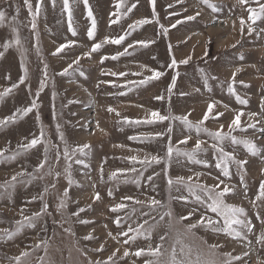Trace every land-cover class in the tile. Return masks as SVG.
Listing matches in <instances>:
<instances>
[{
    "label": "rangeland",
    "instance_id": "obj_1",
    "mask_svg": "<svg viewBox=\"0 0 264 264\" xmlns=\"http://www.w3.org/2000/svg\"><path fill=\"white\" fill-rule=\"evenodd\" d=\"M38 2L41 11L33 29V17L25 0H0V11L6 13L5 24L0 26V53H3L0 57V93L18 85L0 99V120L16 116L15 122L0 127V151L4 152V157L0 158V185H14L8 186L7 190L0 188V237H3L0 238V264H17L16 257H21V264H89L90 261L92 264L96 261L145 264L152 257H136L132 253L163 243L161 251L166 256L175 246L179 257L181 244H177V240L185 246V251L192 248L190 258L193 260L199 254L202 260L222 262L230 253L233 258L242 257L233 259V264H264V244L258 243L264 233V200H256L264 182V15L255 23L248 19L249 9L260 14L264 0L259 3L247 0L245 4L238 0H209L215 5V11L201 0H155V16L150 0H123V3L121 0H87L88 7L84 0H69L70 17L64 10L63 0L54 3L53 0H30L33 12ZM118 3H121L119 9L116 7ZM133 4L136 7L128 12ZM89 8L96 21L95 37L91 40L87 35L92 27ZM113 13L120 16L114 24L111 21L117 20V16ZM189 16H195V19L189 20ZM13 17H16L15 21ZM241 18L245 21L243 32ZM140 19L152 22L134 30L129 28ZM249 25L254 29L251 34ZM13 27L18 30L20 44L12 43L5 49V43L15 40ZM125 33L128 34L120 44L105 43L90 58L85 56L94 43H100L106 37L116 39ZM141 41L154 43L143 47L138 43ZM65 44L71 46L54 54ZM125 48L129 54L111 59ZM105 56L109 59L101 63ZM188 57L191 59L187 64L179 63ZM78 58L79 64H75ZM173 58L177 61L174 68L169 67ZM25 67L27 78L21 84ZM65 69H68L67 74L61 75ZM148 69L164 75L140 84L141 80L152 75ZM237 69L240 71L236 72ZM113 72L126 75L112 76L110 73ZM233 73H236L235 83ZM174 77L175 86L169 95L168 88ZM230 86L234 87L235 95L229 92ZM157 96L164 99L157 100ZM237 96L247 103L240 104ZM33 101L37 107L21 116L18 110L31 107ZM210 103L214 104L213 111L209 113V119L199 125ZM109 107L120 115L109 113ZM153 111L176 117L187 115L194 126L188 128L180 120L123 123L124 118L133 121L151 118ZM217 113L223 115L217 116ZM239 113H243L240 128L245 130H233L231 136L251 140L257 147L255 156L242 143L233 144L230 138L220 143L208 134L221 130L228 134L229 125ZM97 122L105 132L100 140L96 137ZM250 124L255 128L248 127ZM57 125L67 141L70 153L67 160ZM169 126L173 129L171 144L181 153L193 151L196 142H202L197 159L206 161V165L175 153L170 165L166 162ZM41 127L44 130L43 143L25 150L24 145L40 137ZM205 128L208 132L204 131ZM157 132L165 135L149 140L129 139ZM185 138H189L188 143H180ZM45 144L50 147L47 163L43 169L37 170L44 161ZM83 144L90 145L87 154L72 156V150ZM214 144L223 147L234 160L247 163L241 168L233 160H228L229 174L225 176L224 165L216 167L220 154L212 147ZM52 145L57 147L52 148ZM145 154L165 160L147 170L136 164L138 173H128L127 177L121 175L114 181L108 179L111 172L133 166L128 157L143 159ZM77 159L83 163H76ZM69 173L71 184L68 182ZM13 176H17L16 181H12ZM178 177H184V184L173 183L169 187L168 179L175 181ZM188 184L194 187V194L189 193ZM197 184L216 191L226 186L232 189L225 196V203L245 209L251 231L240 229L242 236L238 238L212 231L213 227H222L223 220L210 210L211 201L203 190L195 188ZM65 190L68 191L67 197L63 196ZM97 192L100 200H95ZM128 196L145 203L133 204L124 199ZM197 196L203 203L196 199ZM149 198L159 200L161 206L149 208ZM62 199L67 204L63 209L59 208ZM119 203L127 207L119 212L111 211ZM45 204L47 210L42 211ZM81 208L85 210L79 212ZM168 211L172 212L171 218L165 215ZM77 212L79 216L73 215ZM189 213H192L189 220L179 219ZM117 218L120 219L119 226L115 223ZM201 218L205 224L209 220L214 223L189 233L187 226ZM80 220L89 223L82 224ZM140 225H143L141 235L129 231V227L136 229ZM4 230L12 233L10 239ZM125 231L129 232L127 237L121 234ZM148 231L151 239L145 238ZM89 234L94 238L85 240ZM161 235L166 237L163 242L159 239ZM132 236H136L135 241L130 239ZM125 239L129 240L128 244L123 243ZM211 244L218 247L212 250L208 247ZM101 245L104 250L96 251ZM125 249L129 251L127 257L123 255ZM23 252L29 255L24 257ZM109 256H112L111 261Z\"/></svg>",
    "mask_w": 264,
    "mask_h": 264
},
{
    "label": "snow or ice",
    "instance_id": "obj_2",
    "mask_svg": "<svg viewBox=\"0 0 264 264\" xmlns=\"http://www.w3.org/2000/svg\"><path fill=\"white\" fill-rule=\"evenodd\" d=\"M54 2H55V0H53V3ZM150 2L153 4V16H155L156 15L155 8H154L155 0H150ZM201 2L206 4V5H208L209 7H211L213 9V11L216 10L215 5L210 4L209 0H201ZM238 2L240 4H245V3H247V0H238ZM256 2L259 3V0H256ZM121 3H123V0H121ZM121 3H118L116 5L117 9H119L121 7ZM25 4H26V6L29 9V14L32 15V17H33L32 28L35 29L36 28V24H35L34 21H35L36 17L39 15V13L41 11V3L38 2L36 4V8H35L34 12L32 11V5L30 3V0H25ZM84 4H85L86 7H88L87 0H84ZM63 6H64V10L69 13V17H70L71 16V10H70V6H69V0H63ZM135 7H136V5L133 4L131 6V8L128 9V12H130L132 10V8H135ZM18 12H19V10L17 9V14H18ZM249 12L251 14L249 15L248 19L251 20L252 23H255L256 20L259 19L261 15H264V4L260 5V14H257L255 9H249ZM113 15L117 16V20L111 21V23L114 24V23L118 22V20L120 19V16H119L118 13H113ZM197 15H199V13H197ZM88 16L92 20V27L87 32L88 38L91 40V39H94V37H95L96 21H95V18L92 16V11H91L90 8H89V11H88ZM12 19L15 21L16 17H13ZM188 19L189 20H193V19H195V16H189ZM5 21H6V13L4 11H0V26H3L5 24ZM151 22L152 21L147 20V19H140V20L135 21L134 24L129 25V28L134 30L138 26H141V25H144V24H147V23H151ZM240 23H241V31L243 32V28H244V25H245V21H244L243 18H241ZM172 26L175 27V24L172 25ZM161 27L163 28V26H161ZM166 31L167 30H165V34H166ZM253 31H254V29L251 27V25H249L248 26L249 34H251ZM12 32L15 34V40L13 42L5 43L3 45V47L5 49L11 47L12 43H14L15 45H19L20 44L18 30L15 27H13L12 28ZM127 34L128 33H125V35H122L119 38L111 39V40H109L106 37L102 42L94 43L92 45L90 51L85 53V56L90 58L92 53L97 52L103 46V44H105V43H112V44H117V45L120 44L123 40H125ZM73 35H76L74 30H73ZM138 43H140L141 46H143V47H148L149 44L150 43H154V41H141V42H138ZM70 46L71 45H69V44L61 45L60 48L57 49V52L54 53V54L60 53L65 48L70 47ZM129 47H133V45H129ZM170 50H171V46H170ZM37 52H39L38 48H37ZM125 54H129L127 48H125L124 52L118 53L116 56H112L111 59H113V60L118 59L119 56H122V55H125ZM2 56H3V53H0V57H2ZM106 59H109V57H107V56L102 57L101 63H103V61L106 60ZM190 59H191V57H188L187 59L182 60L179 63L187 64L188 60H190ZM74 63L75 64H79V58L76 59L74 61ZM176 66H177V61L175 60V58H173L171 64L169 65V67H173L174 68ZM71 67H72V65H69V68H71ZM141 67H144V66H141ZM23 70H24V76L20 79V83L21 84H23L25 82L26 78H27V68L25 67ZM148 71H151L152 75L147 77L145 80H141L139 82L140 84H145L148 81L153 80V79H159L162 75H164L163 72L154 71L152 69H148ZM239 71H240V69L236 70V72H239ZM67 72H68V69H65L64 72L61 73V75H66ZM110 74L112 76H116V75L124 76V75H126V73L117 74L115 72L110 73ZM81 75H83V73H81ZM133 75H140V73H133ZM235 75H236V73H233V83H235ZM174 86H175V77L172 80V85L168 88L169 95H171ZM15 87H18V85L14 84L12 86V88L5 89L4 92L0 93V99H3V97L8 95ZM43 87H44V84L42 82L41 83V88H43ZM229 92L232 93L233 95H235L234 87L230 86L229 87ZM123 94L124 93H121V95H123ZM156 99L157 100H163L164 97L163 96H157ZM237 100H238V102L240 104H246L247 103L246 100L240 99L239 96H237ZM36 107H37V104H36L35 101H33L31 107L25 108L22 111L18 110V112H21V116L27 115L29 112H31ZM213 108H214V104L210 103L208 105L207 112L205 113L203 119L199 122V125H203L204 122L209 119V113H212ZM107 111L109 113L116 112V110L113 109L112 107H109L107 109ZM116 115L119 116L120 113L116 112ZM189 115H190V113H189ZM216 115L217 116H222L223 113H217ZM242 115H243V113H239L232 120L231 124L229 125V133L228 134H224L222 132V130L214 132V133L209 132L208 134L210 136H212L213 139L219 141L220 143H223V141L226 138H230L231 142L233 144L242 143V144L245 145V147L247 148L248 152L251 155L255 156L257 154V147L251 140H238L235 136H231V131H233V130H236V129H239L241 131L245 130V129L240 128V118H241ZM15 119H16V116L14 115V116L8 117V118H6L4 120H0V127L7 125L9 122H15ZM37 119H39V117H37ZM169 120H180L188 128H192L194 126L192 124V122L189 121L187 115L181 116V117H176V116H172L171 114H169V115H161L157 111L151 112V118H147V119H144V120H135V121L129 120L127 118H124L123 123H127V124H142V123L143 124H152V123H163V122L169 121ZM248 127L255 128V125L254 124H250V125H248ZM97 128L99 129V122H97ZM222 128H223V126L221 125V129ZM99 130L103 131V129H99ZM172 130L173 129H172L171 126H169L167 128V133L169 134V143H168L167 151H166V162L170 165L172 157H173V154L175 153V155H177V156L183 155V156L187 157L190 161H193L194 163L205 164L206 165L207 164L206 161L197 159V152H198V150L201 149V143L202 142L198 140L196 142L195 149L193 151L181 153L179 151V149L174 148L172 146V144H171L170 134H171ZM197 131H200V127L199 126H197ZM204 131L208 132V129L205 128ZM57 133L59 134L60 141L65 145L64 151H63V155H64L65 160H67L69 155H70V153H69V150H68V147H67V141L65 140L64 134L61 131L59 125H57ZM164 135H165L164 132H157L155 134L146 135V136H144L142 138L141 137H129V139H131V140H139V139L149 140V139H155V138H163ZM43 136H44V130H43V127H41L40 137L39 138H33L27 145H24L23 147L25 148V150H30V149L36 147L37 145L43 143ZM188 139L189 138H185L184 140H181L180 143L187 144L188 143ZM51 147L55 148L57 146L56 145H52ZM116 147H123V146L122 145H116ZM212 147L215 149L216 152H218L220 154V162H218L216 164V167L220 168L221 164H223L224 166H223L222 170H223V174L225 176H227L229 174L228 173V166H227L228 160H233V162L236 163L241 168H243L244 164L247 163V161L234 160V158L232 156H230L229 153L224 151L223 147H218L215 144ZM89 148H90L89 144H83L82 146L74 148L72 150L71 155L75 156L77 153H79L80 155H86L87 154L86 153V149H89ZM49 151H50V147L47 144H45V147H44V161L39 164V168L37 170L43 169L45 167V164L47 163ZM56 156H57V160H59V157H60L59 150H57ZM3 157H4V152L0 151V158H3ZM11 158H14V157H11ZM127 159L132 162L133 166L130 169H127V170H116V171L111 172L109 177H108L109 180H113L114 181L121 175H124L125 177H127L128 173H138V169L135 167L136 164H140L142 166L143 170H147L153 164H161L162 161L165 160V158H161V157H159L157 155H149V154H145L143 159H138L137 156H131V157H128ZM76 163L82 164L83 161L77 159ZM69 168H70V165L68 166V168L65 169V171L68 172ZM100 172H101V179H103V168L102 167L100 169ZM51 174L52 173L49 172V175H51ZM18 175H24V173H18ZM56 175L58 176L59 173H57ZM139 175L142 176L143 172L140 171ZM197 176H199V173H197ZM148 179H149V181H151L152 177L150 176V177H148ZM16 180H17V176H13L12 177V181H16ZM68 182H69V184L72 183L71 178H70V173H69ZM125 182H127V180H125ZM134 182L139 184V180L138 179L134 178ZM184 182H185L184 177H178V178H176L175 181H173L172 178L168 179L169 187H171L173 185V183H175L177 185H182V184H184ZM8 186H14V185H0V188H4L5 190H7ZM187 187H188L189 193L190 194H194V192H195L194 187L191 184H188ZM216 187H219V186L217 185ZM195 188H200L201 190H203L205 192V195H206L207 199L209 201H211V203L208 205V207L210 208V210L213 213H216L217 216H219L223 220V226L222 227H213L212 231H214V232H223V233H226L228 236L233 237V238H238V237L242 236V233H241L240 229H247L248 231H251V222L246 220L245 209L243 207H239V206H235V205H232V204L225 203V199L224 198H225V196L229 195L233 191L232 189H230L229 187L226 186L222 190L216 191L215 188L209 189L207 186L200 185V184L195 185ZM45 191H47V189H45ZM109 195H111V192H109ZM63 196L64 197L68 196V191L67 190H65L63 192ZM100 199H101L100 194L98 192L95 193V200H100ZM124 199L132 201L133 204H137V205H144V203H145L144 201L135 199V198H133L131 196L125 197ZM180 199H184V198L180 197ZM196 199L199 200L201 203H203V200H201V198L199 196H197ZM256 200H258V201L264 200V182H262L261 185H260V192H259V195L256 197ZM156 206H161V202L159 200H156L155 198H149L148 207L149 208H155ZM47 207L48 206L46 204L43 205L42 211H46ZM66 207H67V204H66L65 200L62 199L61 202H60L59 208L63 209V208H66ZM126 207H127L126 204L119 203V204H116L113 208H111V211L119 212V211L125 209ZM84 210L85 209L81 208L79 210V212H83ZM132 211L135 212V209L133 208ZM79 212L73 213V215L79 216ZM36 215L39 216L40 213H37ZM165 215L168 216L169 218H171L172 217V212L168 211V212L165 213ZM191 215H192V213H189L187 216H181L179 219L181 221L189 220ZM161 219H163V217H161ZM79 222L82 223V224L89 223V221H87V220H80ZM262 222H264V220H262ZM29 223L31 224V220H29ZM115 223L117 224V226H119L120 225V219L117 218ZM145 223H147V221H145ZM212 223H214V222L209 220L208 223L205 224L204 219L201 218L200 220H198L196 222L190 223L187 226V231L189 233H191L193 231V229H196L198 227H208V225L212 224ZM21 227H22V225H21ZM142 228H143V225H140L136 229H132L131 227H129V231H134L137 235H141V231L140 230ZM17 230L19 231V228ZM4 232H5L6 236H7V238L10 239L11 236H12V233L8 232L7 230H4ZM121 234L123 236L127 237L129 235V232L125 231V232H123ZM111 235L112 234L109 233V236H111ZM0 238H3V237H0ZM93 238L94 237H92L91 234H89L88 236L84 237L85 240H91ZM112 238L116 239V237H112ZM145 238L146 239H151V232L150 231L147 232ZM165 238L166 237L164 235H161L159 239H160L161 242H163L165 240ZM130 239L132 241H135L136 236H132ZM123 243L124 244H128L129 240L125 239L123 241ZM258 243L264 244V233L261 234V236H260V238L258 240ZM177 244H181V248L179 250V257H178L177 250H176L175 246H172L171 251L169 253H167V256H166V253L161 251V249L163 247V243L158 244L155 248H153L151 245H149L147 247V249L140 248L137 251H135L134 253H132V255H134L136 257H140L142 255H147V256L152 257V259L146 260L145 264H233V259H236V260L242 259V257H240V256H237V257L233 258V257H231V254L229 253V254H227L229 258L224 260V261H222V262H217L216 260H202L199 254H197L195 260H193V259L190 258L191 255H192V251H193L192 248L188 247L187 251H185V246L182 245V242L180 240H177ZM208 247L210 249H212V250H215L218 247V245L211 244ZM103 250H104L103 249V245H101L98 249H96V251H103ZM117 251H119V249H117ZM21 255L26 257V256L29 255V253L28 252H23ZM114 255H115V253L112 254V256H114ZM123 255L125 257H127L129 255V251L127 249H125ZM245 255H247V253H245ZM112 256L108 257L109 261L112 260ZM16 262H17V264H21V257H16ZM89 264H92V262L90 261ZM96 264H107V262L96 261Z\"/></svg>",
    "mask_w": 264,
    "mask_h": 264
},
{
    "label": "bare ground",
    "instance_id": "obj_3",
    "mask_svg": "<svg viewBox=\"0 0 264 264\" xmlns=\"http://www.w3.org/2000/svg\"><path fill=\"white\" fill-rule=\"evenodd\" d=\"M99 129H101V128H100V125H99ZM99 129L96 127V134H97V135H96V134H95V135H96L97 139L100 140V139H102V137L105 135V134H104L105 132L100 131ZM95 135H94V136H95ZM96 137H94V138H96Z\"/></svg>",
    "mask_w": 264,
    "mask_h": 264
}]
</instances>
